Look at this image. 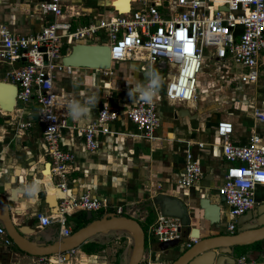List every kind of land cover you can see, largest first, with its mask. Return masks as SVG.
<instances>
[{"label":"built area","instance_id":"2783aa9c","mask_svg":"<svg viewBox=\"0 0 264 264\" xmlns=\"http://www.w3.org/2000/svg\"><path fill=\"white\" fill-rule=\"evenodd\" d=\"M38 8L44 22L36 32L18 33L0 24V66L17 64L5 72V81L17 87V103L25 104L32 98L37 102L36 121L42 128L50 178L53 186L64 193L53 212H36L37 226L43 229L55 222L60 237L71 233L67 216L75 212L103 210L121 215L123 211L121 205H110L106 197L88 192L70 194L66 176L72 170L74 154L63 148L62 132L81 137L85 149L93 151L98 147L97 133L125 113L139 134L150 137L159 126L158 96L169 104L196 101L197 76L206 49L214 61L237 64L240 82L255 83L259 76V58L264 55V0H130L126 12H119L111 2V14L86 23L79 22L83 11L63 0H42ZM237 25L242 26L238 35L234 34ZM78 42L107 44L112 62L133 60L140 63L141 71L161 64L162 82L153 101L137 100L122 112L104 105L86 125L68 122V103L58 100L54 78L58 72L71 73L74 67L62 63L63 50ZM254 119L264 122V108L255 111ZM17 126L31 127L32 120L19 121ZM231 133V122L217 123L216 134L223 140L221 152L226 168L216 194L224 198L221 206L229 233L233 232L236 218L258 204L255 193L264 185V139L254 132L244 144H235L229 140ZM201 176L199 160L188 151L178 180L182 194H187V189ZM153 213L154 220L148 222L146 231L143 229L148 250L138 264H166L154 257V245L180 237L179 218L164 216L158 208ZM0 235H6L1 224ZM4 242L10 244L11 240L6 237ZM84 259L79 251L71 249L36 256L35 262L88 264ZM249 263L246 254L235 259V264Z\"/></svg>","mask_w":264,"mask_h":264},{"label":"crops","instance_id":"0c3cea01","mask_svg":"<svg viewBox=\"0 0 264 264\" xmlns=\"http://www.w3.org/2000/svg\"><path fill=\"white\" fill-rule=\"evenodd\" d=\"M40 1L42 0H0V24H5L23 34L38 31L44 22V16L38 8ZM67 1L83 11L84 15L80 17V23L90 22L112 13L110 8L101 10L100 6L86 5L89 0L81 2L86 7L80 6L78 0H63L64 3ZM118 1L109 0V4L112 2L122 11L117 4ZM70 48L63 50L65 55ZM211 62L214 65L220 63L212 59ZM220 64V69L225 76H228L227 84L232 82L236 87L241 88L235 90V93H241L246 87L253 85L238 80L236 74L239 67L233 71L225 67L231 64ZM16 66L17 64L1 65L0 80L7 81L5 72ZM139 66V62L127 59L113 61L107 70L74 67L71 73H56L54 86L59 94V101L69 103L76 100L83 103L93 94L99 101L90 108L86 117L75 121L68 115L66 107L68 122L86 125L96 118L98 110L104 105L122 112L134 104L138 99L135 102L131 100L128 95L129 87L147 81L145 73L148 71H141ZM153 69L159 72L162 78V66L155 65ZM212 74L214 73L209 76L201 74L199 78L197 76V91L206 93L208 84L213 88L216 87ZM255 83L258 96L255 92L251 95L253 99H258L256 103L258 108H264V55L259 58V76ZM222 87L227 88V85ZM214 91L208 92L212 97V103L215 104L218 97L214 95L216 93ZM202 103L203 100L196 99L193 106L192 102L169 104L158 96L159 126L150 137L139 134L126 114L121 113L115 121L106 124L104 130L97 133L98 147L93 151L85 149L81 137L62 132L63 148L71 150L74 154L72 170L66 176L70 194L78 196L88 192L100 198L106 197L110 205L123 207L121 215L149 223L155 218L153 209L158 208L152 203L157 193L182 195L194 202V205H197L199 197L217 200L216 187L221 184L226 168L221 152L223 140L216 134L217 123L231 122L232 133L229 140L235 144H244L254 132L259 133L264 139V122H257L252 117L251 108L239 105L238 110L234 109L233 113L226 114L213 107L210 109L211 105L205 106ZM37 108V102L32 98L28 103H17L9 114H5L0 109V198L8 199L14 224L19 226L28 224L32 229L28 234L30 239L40 236L41 242L51 243L60 238L58 225L52 222L40 229L37 226V219H31V215L37 211L45 214L53 212L60 198L59 190L54 189L57 198L53 204L55 206H51L46 196L45 183L48 181L53 185V181L50 178V171L46 168L49 160L42 138V128L36 121ZM5 115L9 118L5 119ZM25 120H32V126L25 129L18 128L17 122ZM198 143H202V146L199 147ZM188 151L199 160L202 176L187 189V194H182L178 180ZM32 184L36 185V192L34 195H29L24 189L25 186ZM15 188L16 190H13ZM255 196L257 203L264 202V185L257 188ZM16 210H19L20 214H17ZM79 213L81 211L72 215L79 216ZM0 224L2 225L1 221ZM191 226H196V222ZM6 237L8 238L7 234L0 235V264H36V256L20 251L12 243H5ZM157 245H154V257L167 261L163 257H166L168 252H160ZM76 250H79L87 261L94 255H87L79 248ZM241 254L248 256L249 264H264V242H259L256 247H248ZM94 261L106 262L103 259Z\"/></svg>","mask_w":264,"mask_h":264},{"label":"water","instance_id":"95a60500","mask_svg":"<svg viewBox=\"0 0 264 264\" xmlns=\"http://www.w3.org/2000/svg\"><path fill=\"white\" fill-rule=\"evenodd\" d=\"M224 8L221 7V9ZM241 29L242 26L237 25L234 34L238 35ZM62 63L72 67L107 70L112 64L110 48L107 44L74 43L70 51L62 57ZM16 92L15 84L0 80V109L5 114L15 109ZM4 118L8 119L9 116L5 115ZM46 168L49 170V162L46 163ZM223 199V196H219L217 200L199 197L197 205H194V202L182 195L157 193L154 196L152 203L158 207L162 215L180 219V237L157 245L158 250L164 252L167 248L185 244V248L180 249L178 255L169 264H235V254L239 248H248L255 243L264 242V202L260 201L253 209L236 218L237 228L232 233L219 234L218 230L213 231L218 227L219 214L224 217L221 206ZM10 207L8 199L0 198V221L11 243L29 255L40 256L77 249L95 235L117 230L127 232L132 239L131 246L126 252L128 257L126 264H138L144 254V232L139 222L133 217L107 212L98 219L90 220L67 236L60 237L51 243H44L40 241V236L29 238L28 234L32 229L28 224L19 226L12 222ZM195 207L200 210L202 219L209 222L208 226L213 225V229L191 226L196 222H192L195 220L193 212ZM15 212L20 214L19 210ZM86 214V219L92 217L91 212ZM34 218H36V212L31 215V219ZM191 238L195 241L190 240ZM88 264L108 263L88 262Z\"/></svg>","mask_w":264,"mask_h":264},{"label":"rangeland","instance_id":"374dc122","mask_svg":"<svg viewBox=\"0 0 264 264\" xmlns=\"http://www.w3.org/2000/svg\"><path fill=\"white\" fill-rule=\"evenodd\" d=\"M78 2L80 6L83 5L84 7H86L84 3H81L82 0H78ZM66 3L71 4L69 1H67ZM87 4L92 5V6H96V5L100 6V8L99 7L98 8L101 10H103L104 8L109 9V0H89L86 3V5ZM87 8L89 7L87 6ZM201 62H202L201 69H200L198 78L201 76V74L202 75L205 74L206 76H209V74L214 73L211 76L215 80L214 82H215L216 87L213 88L212 85L208 84L206 86V89H207L206 93L202 94L200 91H197V100L198 99L203 100L204 103L202 104H204L205 106L211 105L210 109H212L213 107V109H217L220 112H225L226 114L233 113L234 109L238 110L239 105H241L246 108H251V115L252 117H254L255 111L258 110V105L256 104L258 103V99H253L252 97L253 95H251V93L255 92L256 95L258 96V90L256 88V83H253L252 86L246 87V89H244L241 93H235L234 92L235 90H240L241 88L236 87V85L233 84L232 82L231 83L229 82V84H227L228 76H225V73L220 69V65H221L220 63H218L217 65H214L211 62L210 56L208 54V49L205 50ZM225 67L228 70L232 69L233 71H236L238 68V65L232 62L231 65H225ZM225 85H227V88L222 87ZM220 86L222 88H219ZM214 90L216 91V93H219V94L214 93V95L218 97L215 100L217 102L215 104L212 103V97L209 95V92L214 91ZM200 97H203L204 99H201ZM256 125L258 126V124ZM59 193L61 194L60 191ZM80 217L81 215L78 216L77 214L72 215V216H67L68 224L73 228L78 223V220L80 219ZM136 219L141 225L142 229L146 231V226L148 222L141 221L138 218ZM88 240H93V241L96 240L104 244V248L102 250L92 255V257H90L91 259H88L89 262L90 260L94 261V260L103 259L106 261V263L109 262L110 264H114V261L116 258V252L119 251L122 262L124 264L127 263L128 257H127L126 252L132 243V239L129 237V234L127 232L121 231V230L111 231L107 234H98L97 236L95 235ZM81 246L78 247L80 250H81ZM184 248H185L184 243H182V245H178L177 247L167 248V250L165 251H167L168 254L166 257H163L165 260H167L165 261V263L168 264L169 260L171 261L173 258H175L178 255V252L180 251V249L182 250ZM85 261H87V259Z\"/></svg>","mask_w":264,"mask_h":264},{"label":"clouds","instance_id":"9594fccd","mask_svg":"<svg viewBox=\"0 0 264 264\" xmlns=\"http://www.w3.org/2000/svg\"><path fill=\"white\" fill-rule=\"evenodd\" d=\"M147 77L146 83H136L135 87L130 86L128 95L132 101H142L144 103H151L158 93L162 78L156 70H150L145 73ZM98 97L93 94L87 97L83 103L80 101H70L67 105L68 115L75 121L86 117L89 114L90 108L98 103ZM24 191L29 195H34L36 192V185L25 186Z\"/></svg>","mask_w":264,"mask_h":264},{"label":"trees","instance_id":"16d2710c","mask_svg":"<svg viewBox=\"0 0 264 264\" xmlns=\"http://www.w3.org/2000/svg\"><path fill=\"white\" fill-rule=\"evenodd\" d=\"M84 212L85 211H81V213H79L81 215V217L78 220V223L72 228L71 233L74 232L75 230H77L78 228L84 226L85 224H87L90 220L98 219L104 214V212L101 210L95 211L94 213H92V217L90 219H86V213H84ZM103 248H104V244L99 242V241H96V240H94V241L93 240H87L81 246L82 252L87 254V255L96 254L98 251H100ZM246 249L247 248H245V250ZM245 250L243 249V251L241 253H244ZM114 264H124L121 260V256H120L119 251L116 252V258H115Z\"/></svg>","mask_w":264,"mask_h":264},{"label":"flooded vegetation","instance_id":"af4514ba","mask_svg":"<svg viewBox=\"0 0 264 264\" xmlns=\"http://www.w3.org/2000/svg\"><path fill=\"white\" fill-rule=\"evenodd\" d=\"M193 212H194V215H195V221H196V226H198L200 229L202 227H209L210 229H213V225H209V222L207 220H204L202 219L201 217V212L200 210L198 209V207H195L193 209ZM219 223H218V227L217 228H214L213 231H216L218 230L219 231V234L220 233H229L227 230H226V224H225V219L224 217H222L221 214H219ZM237 228V226L234 227L233 231H235V229ZM253 246H258V243H255L254 245H252L251 247ZM155 247V246H154ZM153 247V249H154ZM243 249L245 250V248H239L235 254V259L239 256V254H241V251H243ZM148 250V244L146 242V240H144V252H146Z\"/></svg>","mask_w":264,"mask_h":264},{"label":"bare ground","instance_id":"6f19581e","mask_svg":"<svg viewBox=\"0 0 264 264\" xmlns=\"http://www.w3.org/2000/svg\"><path fill=\"white\" fill-rule=\"evenodd\" d=\"M129 1H130V0H119V1H118L117 4H118L119 8H120L122 11H120V10L115 6V4H114V6H115V8H116L119 12H126V11L129 9V7H130ZM112 4H113V3H112ZM191 105H192V106L194 105V102H193V101H192V104H191ZM45 189H46V196H47V199H48V201L50 202L51 206H55V205H53V204H54L55 199L57 198V195H56V192L54 191V189H58V190L61 192V195L59 194L58 197H63V196H64V193H62V191H61L59 188H57V187L51 185L48 181L45 183Z\"/></svg>","mask_w":264,"mask_h":264}]
</instances>
